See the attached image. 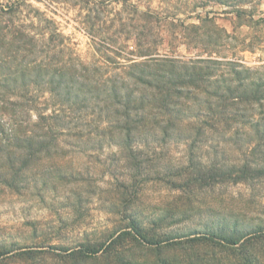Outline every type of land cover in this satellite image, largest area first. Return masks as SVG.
I'll use <instances>...</instances> for the list:
<instances>
[{
  "label": "trees",
  "instance_id": "1",
  "mask_svg": "<svg viewBox=\"0 0 264 264\" xmlns=\"http://www.w3.org/2000/svg\"><path fill=\"white\" fill-rule=\"evenodd\" d=\"M65 1L79 6V23L97 60L83 59L56 19L33 4L15 0L0 6V187L21 194L55 178L70 181L81 173L75 154L93 155L105 146L116 145L126 165L136 166L130 160L145 154L132 142L150 134L199 144L210 138L246 141L253 144L250 153L264 154V64L248 66L227 56L185 57L171 50L177 40L205 51L223 47L230 34L210 13L202 16L197 10L215 3L235 8L240 17L245 12L240 5L253 0ZM24 6L33 12L27 24L19 21ZM166 41L169 50L162 52ZM59 127L78 132L62 141ZM201 164L182 169L196 170L201 175L196 179L264 174V166L253 161ZM119 187L126 210L135 200L126 196L128 183ZM179 199L194 208L189 196ZM179 205L169 202L164 211L174 215ZM206 206L215 216L223 213L214 203ZM130 224L74 247L12 249L0 241V262L264 264L263 226L237 237L211 229L193 236L158 234Z\"/></svg>",
  "mask_w": 264,
  "mask_h": 264
},
{
  "label": "rangeland",
  "instance_id": "2",
  "mask_svg": "<svg viewBox=\"0 0 264 264\" xmlns=\"http://www.w3.org/2000/svg\"><path fill=\"white\" fill-rule=\"evenodd\" d=\"M10 1L15 0H0V6ZM20 1L33 4L56 19L83 59L91 62L100 58L79 23L78 5L65 0ZM115 7L119 9L121 5L115 4ZM240 7L245 11L240 17L235 8L215 3L197 10L202 16L210 13L230 34L223 47L205 51L177 40L171 50L185 57L199 54L203 57L227 56L226 59L239 58L248 66L264 64V0H253ZM22 11L19 21L30 23L31 8L24 6ZM191 21L198 22L196 18ZM167 43L161 47L162 52L169 50L165 47ZM63 127H59L62 141L78 132L75 129L69 133ZM132 143L134 150L139 147L145 154L130 160L136 166L126 165L116 145L105 146L93 155L90 152L75 154L74 166L81 165V173L70 181L55 178L46 186L41 182L30 186L21 194L1 186L0 241L12 249L48 244L74 247L82 241L104 238L112 230L131 227L132 222L158 234L191 236L211 229L241 237L251 227H264V174L252 178L233 176L221 179L204 175L196 179V170L182 169L199 161L204 167L215 159L229 163L253 161L264 166V154L250 153L253 144L219 138H210L199 144L182 136L162 134L155 137L144 135ZM172 171L174 175L180 172V176L169 175ZM121 182L129 185L127 198L135 200L127 204L126 210V204L119 199L123 193L119 187ZM181 196L192 198L194 208L188 207L184 201L182 203ZM169 202L180 203L178 209H174V215L164 211ZM206 203H214L223 213L215 216L213 212L205 211ZM163 216L166 219L155 224ZM223 217L226 221L222 220Z\"/></svg>",
  "mask_w": 264,
  "mask_h": 264
}]
</instances>
